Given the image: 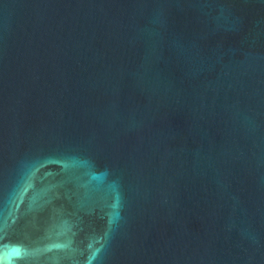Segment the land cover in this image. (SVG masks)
Wrapping results in <instances>:
<instances>
[{
	"label": "water",
	"instance_id": "water-1",
	"mask_svg": "<svg viewBox=\"0 0 264 264\" xmlns=\"http://www.w3.org/2000/svg\"><path fill=\"white\" fill-rule=\"evenodd\" d=\"M0 264H264V0H0Z\"/></svg>",
	"mask_w": 264,
	"mask_h": 264
}]
</instances>
